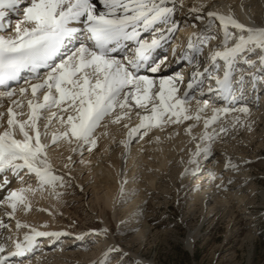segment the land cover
Here are the masks:
<instances>
[{
  "label": "snow or ice",
  "instance_id": "obj_1",
  "mask_svg": "<svg viewBox=\"0 0 264 264\" xmlns=\"http://www.w3.org/2000/svg\"><path fill=\"white\" fill-rule=\"evenodd\" d=\"M223 7L213 0L191 5L184 0H0V107L8 105L0 111V264H24L21 258L35 255L43 242L38 238L67 235L20 220L15 230L11 226L18 210L30 211L29 193L47 191L59 200L65 194L59 190L73 186L70 173L54 170L47 155L52 145L75 143L71 151L82 157L97 147L98 128L135 115L139 123L122 125L127 132L119 143L126 154L154 128L193 121L185 133L196 145L188 160L194 167H185L183 178L197 175L200 161L213 158L212 146L230 130L249 126L242 119L252 111L247 91L257 101V88L264 91V24L244 23ZM185 23L196 30L177 44ZM166 45L173 59L190 66L187 81L180 72L154 78L171 63L158 51ZM201 77L209 81L207 89L199 86V97L191 95ZM208 93L224 103L213 106L204 98ZM208 109L210 116L204 115ZM233 113L242 115L229 120ZM54 118L62 130L50 133ZM202 119L203 131L193 135ZM68 161L73 163L71 156ZM225 170L239 168L228 158ZM209 175L216 180L214 172ZM26 177L34 178L35 187ZM13 181L20 187H12ZM127 183L122 171L121 204L130 199ZM216 187L223 188V180ZM21 229H27L22 237ZM90 231L104 239L109 235L107 227ZM102 255L99 264H144L128 260L119 244L108 245Z\"/></svg>",
  "mask_w": 264,
  "mask_h": 264
},
{
  "label": "bare ground",
  "instance_id": "obj_2",
  "mask_svg": "<svg viewBox=\"0 0 264 264\" xmlns=\"http://www.w3.org/2000/svg\"><path fill=\"white\" fill-rule=\"evenodd\" d=\"M184 2L186 5H191L199 2V0H184ZM213 2L224 5L225 7L221 9L222 11L226 12L230 8L233 14L244 23L264 24V0H213ZM188 19L191 20V17H188ZM195 23L199 24L200 22ZM195 30L190 25L183 24L181 31L177 33V35H180L179 39H181V41L177 39L179 44L186 43L187 37ZM177 41L176 43L178 44ZM180 50L178 47L177 53ZM158 51L160 55H167L171 63L166 68H163L160 73L154 74V78L159 79L161 76L175 75L180 72L184 74L185 81H187L191 71L190 66L178 62V57L173 59L170 47L167 45ZM201 81L202 84L200 81L194 84L191 95L199 97V86L207 89L209 85L207 78L201 77ZM256 92L259 93L258 101L256 94L252 93L250 88L248 89L246 98L252 111L249 116H242V119L250 126V130L249 126L239 127L235 133L233 132L234 130H230L228 135L222 138V141H217L212 146L213 158L200 161L199 170L201 171L198 170L195 176L185 175L183 178L181 177L185 167L190 169L194 167V165L188 164V160L190 151L195 150L196 145L191 141V137L185 133V128L189 124L194 123L193 121L165 125L163 130L154 128L143 139L138 140H141L140 143L134 141L126 154L119 143L125 139L127 132V129L122 125L129 123L131 127L139 123L135 115L132 116L131 121L125 119L120 123H109L106 129L104 127L98 128L97 147L89 152L92 157L94 156L93 159H90L92 163L89 164L91 166H86L88 161L85 160H83L84 163L80 164L83 168H88L89 174H91L87 177L91 182V187L89 188L91 192L85 194L87 191L85 190L83 194L81 192V195H78L76 191L74 198L81 202L84 197L90 196V203L98 208V217L102 224L109 229L108 238L104 239L103 236L94 233H87V236L84 235L85 233H81L84 236H80L81 238L77 240L76 237L78 235H74L63 226V222L58 228L57 223L60 218L58 213L63 211L65 205L64 195L57 200L47 191L29 193L28 198L31 203V209L28 212L17 211L15 219L11 221L13 230H15V221L20 220L22 223L37 227L40 231L64 232L67 235H62L55 240L38 238L43 242L38 246L35 255L28 254V256L21 258L24 264H29V262L30 264H99V261L104 258L102 253L107 246L118 244V238L113 235L112 228L109 225L108 216L111 214L116 224H120L119 226L124 225L123 228H129L127 231L139 229L133 239L136 241L143 240L152 233L148 216H144L148 202H161L167 199V196L170 195L168 192L172 189L174 194L178 195L179 199H182V202L190 206L192 213L198 212L202 216V222L199 227L188 233L187 238L184 240L185 247L188 250L194 251L195 243L201 234V227L205 222L210 219L214 223L217 220L230 217L233 224L236 225L237 217L234 215L237 211H240V213L238 212L241 216L240 223L243 227L248 228L243 242H246L250 251L254 252L257 232L249 222L252 218L247 213V209L255 205L254 202L258 195L264 200V190L257 188L256 182L251 178L249 168H242V164L249 160L246 153L247 149H252L254 146L255 150L259 151L258 149L264 148V91L258 87ZM204 98L209 99L213 106H220L224 103L222 98L211 93H208ZM7 106V101H5L3 107H0V111L6 112ZM195 106V101H193L192 107ZM25 111H27L26 107ZM53 111L56 110L53 109ZM45 115H48V113H45ZM204 115L210 116L211 109H208ZM236 115L242 114H229L228 119L231 120ZM3 119L6 121V116ZM42 124L43 121L40 129L43 133ZM2 130L0 128V131ZM56 130L62 129L60 128L59 120L54 118L49 132ZM202 131L203 119L192 129V134L198 136ZM75 146V143L69 145L66 142H61L59 145H52L49 148L47 155L58 174H65L64 171H67L69 167L73 169L74 166H71L72 163H69L68 157L71 156L72 161L78 157L71 151V148ZM56 152L58 154H55ZM74 155L75 157H73ZM214 156L218 158V161H216L218 163L217 171L212 168ZM80 158L77 161H81ZM228 158L238 165L239 170H227V172L221 173L220 170L223 167L224 170L222 172L225 171V162ZM256 158L257 156H254L252 160ZM65 164H68L67 168L64 167ZM259 165L263 166L264 163ZM59 170L61 171L58 172ZM122 171L126 173L128 179L125 189L130 199L126 204H121L118 197ZM210 171L216 174L215 181L218 182L217 184H220L223 180V188L218 189L216 182L211 181ZM200 172H202L203 176L200 179L196 178ZM218 177L219 180H217ZM78 179L76 184L79 187L82 183ZM229 179L232 180L230 184L227 183ZM72 181L75 182L74 179ZM31 185L35 187V182ZM12 187L18 188L20 184L13 181ZM64 190L66 189H60L59 191L63 192ZM153 191H156V195H154ZM133 192L135 193L134 195H132ZM164 196L165 198H163ZM42 209L54 211L55 214L49 215L48 211ZM241 209L246 211L241 214ZM2 212L3 208L0 207V213ZM65 214L69 215L68 207H66ZM74 214L76 215L75 212ZM261 215L264 216V214ZM45 223L48 227H41ZM25 231L27 229H21L19 235L22 237ZM231 235L232 231L230 229L226 239ZM90 240H96V242L90 243Z\"/></svg>",
  "mask_w": 264,
  "mask_h": 264
},
{
  "label": "rangeland",
  "instance_id": "obj_3",
  "mask_svg": "<svg viewBox=\"0 0 264 264\" xmlns=\"http://www.w3.org/2000/svg\"><path fill=\"white\" fill-rule=\"evenodd\" d=\"M237 127L234 129V133L239 129V126ZM140 141L137 143H140ZM258 150H255L254 146L252 149L246 150L249 162L243 163L242 168H249L251 178L256 182L257 188L264 190V165H259L264 163V148ZM55 154H58V152ZM91 155L87 150L83 152L82 157L76 154L78 157L73 160L71 165L74 166L73 169L75 171L71 167L64 171L65 175L71 171L72 173L70 172V174L75 182L72 181L73 186L63 191L65 193L63 197L65 205L63 211L58 213L60 218L57 224L59 228L60 224H62L61 222H63V226L78 236H81V233H85V230L104 227L98 217L99 210L94 204L90 203L89 195L84 197L81 202L74 198L76 191L78 195H81V192L83 194L85 190H87L85 194L91 192V189H89L91 182L90 179H87L91 174H89L88 168H83L80 166L81 162L77 161L81 157L80 159L88 161L86 166L90 167L89 163H92L90 159L94 157ZM254 156H257L256 161L252 160ZM214 158L215 164L212 163V168L217 171L218 163L216 161H218V158L215 156ZM222 170H224V167L220 170L221 173L227 172V170L224 172ZM216 173L218 174V172ZM74 175H76V178ZM198 176L196 178L200 179L203 176L202 172L198 173ZM25 179L27 180V177ZM77 179L82 183L79 187L76 184ZM32 180H27V182L33 184L35 180ZM217 180H219V177ZM215 182L216 184L218 183L217 181ZM153 193L156 195V191H153ZM164 193L167 194L166 192ZM168 193H170L167 196L168 198L161 202H148L144 216H148L152 233L143 240L136 241L133 239L139 229L127 231L129 228H123L124 225L119 226L120 224H116L111 214L108 216L112 233L118 238L117 243L129 253L128 260L139 259L144 264H264V216L261 215L264 214V200L260 195L255 199V205L247 209V213L252 218L249 222L257 232L254 252H251L248 244L243 242L248 228L243 227L240 223V211H237L234 215L237 217L236 225L233 224L230 217L217 220L214 223L210 219L205 222L201 227V234L195 243L194 251H190L185 247L184 240L187 238L188 233L199 227L202 222V216L198 212L192 213L190 206L182 202V199H179L178 195L174 194L173 189ZM66 207L69 209V215L65 214ZM245 211L242 210L241 214ZM230 229L232 235L226 239ZM90 230L88 233L92 234ZM84 235L87 236V233ZM89 242L93 243L96 240H90Z\"/></svg>",
  "mask_w": 264,
  "mask_h": 264
}]
</instances>
